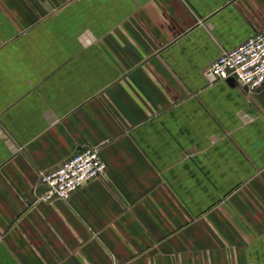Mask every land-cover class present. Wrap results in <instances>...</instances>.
Masks as SVG:
<instances>
[{"label": "crops", "instance_id": "0c3cea01", "mask_svg": "<svg viewBox=\"0 0 264 264\" xmlns=\"http://www.w3.org/2000/svg\"><path fill=\"white\" fill-rule=\"evenodd\" d=\"M264 0H0V264H264V83L205 69ZM95 147L66 198L40 176Z\"/></svg>", "mask_w": 264, "mask_h": 264}, {"label": "built area", "instance_id": "2783aa9c", "mask_svg": "<svg viewBox=\"0 0 264 264\" xmlns=\"http://www.w3.org/2000/svg\"><path fill=\"white\" fill-rule=\"evenodd\" d=\"M217 79L234 78L251 90L264 83V26L223 50L205 69ZM106 163L93 146H84L40 176L41 199L66 198L87 181L101 177Z\"/></svg>", "mask_w": 264, "mask_h": 264}, {"label": "water", "instance_id": "95a60500", "mask_svg": "<svg viewBox=\"0 0 264 264\" xmlns=\"http://www.w3.org/2000/svg\"><path fill=\"white\" fill-rule=\"evenodd\" d=\"M41 189H44V187L42 186Z\"/></svg>", "mask_w": 264, "mask_h": 264}]
</instances>
